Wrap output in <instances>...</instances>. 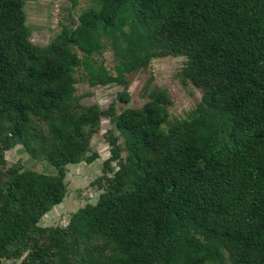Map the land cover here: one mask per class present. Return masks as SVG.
Wrapping results in <instances>:
<instances>
[{"label":"trees","instance_id":"16d2710c","mask_svg":"<svg viewBox=\"0 0 264 264\" xmlns=\"http://www.w3.org/2000/svg\"><path fill=\"white\" fill-rule=\"evenodd\" d=\"M24 5L0 0V264H264V0H89L42 46ZM170 55L200 90L181 118L156 86L117 112L75 94L118 84L126 102L128 75ZM101 118L95 201L39 225L67 164L97 158ZM17 145L53 172L5 163Z\"/></svg>","mask_w":264,"mask_h":264},{"label":"rangeland","instance_id":"374dc122","mask_svg":"<svg viewBox=\"0 0 264 264\" xmlns=\"http://www.w3.org/2000/svg\"><path fill=\"white\" fill-rule=\"evenodd\" d=\"M89 5V0H76L74 6L70 0H25L24 10L27 18V28L30 41L37 45L47 44L60 28V23L68 22L76 18L77 14ZM104 64L110 68L112 58L109 50L102 54ZM183 56L170 55L164 58L152 59L146 69H140L128 75V83L125 88L127 101H119L115 98L121 85H97L90 87L86 83H76V93L80 101L85 104L96 103L104 109L112 104L115 112L130 106H139L146 100L151 86L161 89L169 99L167 112L169 120L181 118L193 108L200 95V90L187 81H181L178 70L182 64ZM109 127L105 118H101L99 129L92 134L89 153L95 152L97 158L90 163L76 162L67 164L65 180L67 191L62 201L56 204L43 216L39 225L54 226L64 225L68 222L73 211L86 203H93L98 191L91 182L101 172V161L108 155L107 145L103 132ZM115 133V132H114ZM5 163L21 164L24 168L43 173H52L53 170L44 161L35 160L20 146H15L5 151ZM9 260H5L8 264ZM17 264V262H16Z\"/></svg>","mask_w":264,"mask_h":264},{"label":"built area","instance_id":"2783aa9c","mask_svg":"<svg viewBox=\"0 0 264 264\" xmlns=\"http://www.w3.org/2000/svg\"><path fill=\"white\" fill-rule=\"evenodd\" d=\"M7 260H9V259H7ZM16 262H17V264H18V261H15V262H12L11 260L8 261L9 264H10V263H11V264H16Z\"/></svg>","mask_w":264,"mask_h":264}]
</instances>
